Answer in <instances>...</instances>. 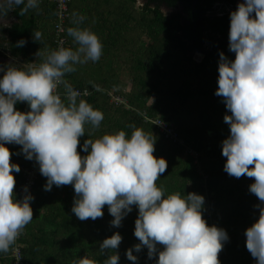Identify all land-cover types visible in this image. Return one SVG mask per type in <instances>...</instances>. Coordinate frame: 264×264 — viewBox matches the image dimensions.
Returning a JSON list of instances; mask_svg holds the SVG:
<instances>
[{
    "label": "trees",
    "instance_id": "trees-1",
    "mask_svg": "<svg viewBox=\"0 0 264 264\" xmlns=\"http://www.w3.org/2000/svg\"><path fill=\"white\" fill-rule=\"evenodd\" d=\"M86 8L70 4V11L88 10L95 12L93 18L85 19V25L99 38L102 55L96 62L75 65V71L63 77L72 89H88L92 93L84 98L95 110L103 113L98 128L85 124V134L79 138L78 153L86 139L95 141L105 134L124 131L128 136L135 128L143 129L154 141V157L164 158L167 169L156 181L164 191L165 198L179 193L184 197L196 193L205 198L203 218L209 226L216 225L226 230L229 240L218 254L220 264H255V259L246 248L245 230L258 218L259 210L254 206L258 198L249 192L254 178L229 176L224 170L226 157L222 155V142L229 134V125L224 116L231 115L221 97L215 95L218 87L219 53L224 52L230 59L235 54L229 52L230 13L235 11L237 0H198L194 11L208 4L211 13L197 25V35L204 29L207 34L199 47L206 52L202 63L191 58L193 36L191 26L186 36L179 14L164 16L160 5L164 3L174 9L178 3L185 12L191 14L194 0H147L141 8L135 7V0H87ZM80 2V0H79ZM154 4V7L151 5ZM22 7V6H21ZM74 17V16H72ZM13 21L8 26L0 24V58L8 57L15 64L42 63L49 51L53 50L52 29L55 19L54 6L47 0H40L37 9L20 15L19 8L8 12L6 19ZM76 21V20H75ZM83 23L68 24L80 27ZM39 31L40 41L33 40V33ZM24 39L25 46L16 47ZM68 47V41L67 46ZM40 50L41 55L37 53ZM45 54V55H44ZM128 69V78L122 81L123 69ZM3 73H0L2 77ZM99 89V90H97ZM114 95L125 101L116 105L111 100ZM67 104V99H62ZM15 108L21 112L30 110L26 102H19ZM159 119L171 127L183 145L173 144L164 139L158 129L147 120ZM10 153H18L22 146L6 144ZM197 154V165L191 158H183L184 149ZM34 160L23 155H12L10 162L20 167L15 178L14 195L23 184V170ZM251 167V166H250ZM46 178L38 171L35 185L31 191L33 219L22 229L21 243L25 264H105L112 252L102 253L99 245L105 238L119 233L122 241L116 250L118 264H133L126 257V251L140 243L134 236L138 209L123 220L119 228L113 227L114 219L103 208V217L95 221L79 220L71 209L74 202L72 185H53L45 191ZM212 215L209 216V213ZM212 221V222H211ZM163 248L162 245H158ZM12 248V246H11ZM11 248L0 253V264H12ZM138 257L136 264H155L148 259L147 248L133 252Z\"/></svg>",
    "mask_w": 264,
    "mask_h": 264
},
{
    "label": "clouds",
    "instance_id": "clouds-1",
    "mask_svg": "<svg viewBox=\"0 0 264 264\" xmlns=\"http://www.w3.org/2000/svg\"><path fill=\"white\" fill-rule=\"evenodd\" d=\"M39 3L0 0V20L17 8L20 15L37 9ZM83 19L78 17L74 23H82ZM67 35L78 45L75 50H51L39 64L0 65V253L10 250L33 219L34 197L27 186L22 199L14 195L13 173H19L20 167L10 158L23 155L38 163L46 178L45 191H51L53 185L73 186L71 211L81 221L103 217L107 205L114 218L110 224L119 228L135 206L138 216L134 236L140 243L126 251L133 264L138 261L133 252L139 253L145 247L148 259L158 256L155 264H220L218 254L229 240L228 233L207 224L202 215V195L188 193L181 197L176 193L165 198L156 181L167 169V162L154 157L155 141L143 129L133 126L130 136L119 131L95 141L86 139L81 150L87 155L78 153L84 125L98 128L104 117L87 101L77 102L79 93L63 77L74 72L75 65L98 61L103 46L87 28L70 27ZM41 36L36 31L33 40L39 42ZM228 39V50L235 58L219 53L215 91L231 113L224 116L230 134L222 142V155L227 158L223 170L231 177L254 178L249 192L260 202L254 206L259 215L244 235L255 264H264V0H244L237 5L230 13ZM26 43L21 39L15 46ZM60 84L66 88L67 104L56 94ZM19 102H26L30 110L18 111L15 105ZM6 144L22 147L20 152L10 153ZM121 241L117 232L100 243L102 253H113L105 264H118L116 250Z\"/></svg>",
    "mask_w": 264,
    "mask_h": 264
},
{
    "label": "built area",
    "instance_id": "built-area-1",
    "mask_svg": "<svg viewBox=\"0 0 264 264\" xmlns=\"http://www.w3.org/2000/svg\"><path fill=\"white\" fill-rule=\"evenodd\" d=\"M49 3H51L54 6L55 10V19L52 29V44L54 49L57 50L60 47L67 46V29L68 24L71 20V14H70V4L71 0H47ZM79 93V96L77 99H81L84 97L89 96L92 91L88 89H74ZM56 94H58L61 99H67L66 98V88L64 84L58 85L56 89ZM112 102L116 105H125V101L121 98H118L114 95H110ZM151 122L159 131L160 134L163 135L164 139L168 142H171L173 144L177 145H183L182 141L178 139L177 135L175 134L174 130L171 127H168L162 122L161 120L154 119V120H147ZM186 158H191L194 165H197V154L193 152L192 150L186 148L183 151ZM198 166V165H197ZM39 171V165L36 161H33L28 165L26 169L23 170V184L20 185L16 192V199H22L25 193L23 192V189L25 186H27L29 193L31 194V191L35 185V181L38 175ZM212 215V212L209 213V216ZM212 222V221H211ZM21 237L22 232L18 236L15 243L12 245L11 248V258H12V264H25L22 249L24 248V245L21 243Z\"/></svg>",
    "mask_w": 264,
    "mask_h": 264
},
{
    "label": "flooded vegetation",
    "instance_id": "flooded-vegetation-1",
    "mask_svg": "<svg viewBox=\"0 0 264 264\" xmlns=\"http://www.w3.org/2000/svg\"><path fill=\"white\" fill-rule=\"evenodd\" d=\"M145 3L147 0H144ZM244 2V0H237V2L235 3L234 7L235 9H237V5L239 3H242ZM151 6H154V4H152ZM202 6H204V8H201L197 11H194L192 9V12L191 14H188L187 12H185L184 8L178 3L177 7L174 8V9H171V8H168L164 3H162L160 5V8H166L167 10H170L174 13H172L171 15H169L168 17L174 15V14H179V22L182 26L186 27V28H183L182 32H181V35L183 36H186L188 34V30L191 26V34L193 36V44H192V48L196 46V49L193 48L192 50V53H191V58L192 60L199 64V63H202L203 60L205 59V56H206V52L203 47H199V45H201V41L198 40L199 36H201L202 34V38L205 40L206 37H207V34L204 33V29L202 28L201 29V33L200 35L198 36L197 35V25H201L202 23V20L205 18V17H208L211 16L210 13H211V10L209 9L208 7V4L207 5H204L202 3ZM254 15V13H253ZM230 29V28H229ZM229 29H226V32H225V35L229 32Z\"/></svg>",
    "mask_w": 264,
    "mask_h": 264
},
{
    "label": "crops",
    "instance_id": "crops-1",
    "mask_svg": "<svg viewBox=\"0 0 264 264\" xmlns=\"http://www.w3.org/2000/svg\"><path fill=\"white\" fill-rule=\"evenodd\" d=\"M75 1H76V5H80V7L81 8H86L87 6H88V4H91V2H89L88 3V1L87 0H80V2H79V0H71V2H72V5L74 4L75 5ZM70 14H71V20H70V22L71 21H73V19H74V21L75 20H77L78 19V17H83L84 19H83V26H80V28H87L88 29V26H86L85 25V19H90V17L91 18H93L92 20H93V29H95L94 28V25H95V12L93 11V12H91V13H88V10H80V11H76V15H73L72 13H71V11H70ZM72 16H74V17H72ZM5 19V18H4ZM69 22V23H70ZM93 33L95 34V30H93ZM67 41H68V47L69 48H72L73 50H75L77 47H78V45H76L74 42H73V40H72V38L71 37H69L68 35H67ZM45 55V54H44ZM14 63V61L13 60H11L10 58H8V57H5V58H1L0 59V65H6V64H8V63ZM33 63V62H32ZM1 73V72H0Z\"/></svg>",
    "mask_w": 264,
    "mask_h": 264
},
{
    "label": "rangeland",
    "instance_id": "rangeland-1",
    "mask_svg": "<svg viewBox=\"0 0 264 264\" xmlns=\"http://www.w3.org/2000/svg\"><path fill=\"white\" fill-rule=\"evenodd\" d=\"M142 2H143V5H144V3H145V1L144 0H142ZM142 4H141V2H140V0H135V7L136 8H141L142 6H143ZM151 7H154V6H151ZM160 11H161V13L164 15V16H169V15H171L172 13H174V12H172V11H170V10H167L166 8H160ZM13 20L12 19H3V20H0V24H2V25H4V26H8L9 24H11V22H12ZM1 59V58H0ZM127 78H128V69L127 68H124L123 69V73H122V81H124L125 83L127 82ZM183 158H185V155H183L182 156V159Z\"/></svg>",
    "mask_w": 264,
    "mask_h": 264
},
{
    "label": "water",
    "instance_id": "water-1",
    "mask_svg": "<svg viewBox=\"0 0 264 264\" xmlns=\"http://www.w3.org/2000/svg\"><path fill=\"white\" fill-rule=\"evenodd\" d=\"M197 1H198V0H194L193 3H192V9H193V10H194V8H195V5H196Z\"/></svg>",
    "mask_w": 264,
    "mask_h": 264
}]
</instances>
